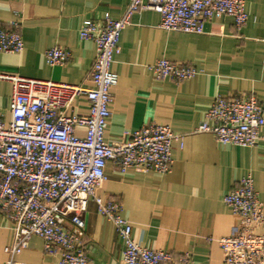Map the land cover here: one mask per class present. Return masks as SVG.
Wrapping results in <instances>:
<instances>
[{
	"label": "crops",
	"instance_id": "crops-1",
	"mask_svg": "<svg viewBox=\"0 0 264 264\" xmlns=\"http://www.w3.org/2000/svg\"><path fill=\"white\" fill-rule=\"evenodd\" d=\"M246 24L236 28L230 17L206 21L203 34L169 32L159 27L152 10L131 15L119 37L111 71L118 77L111 90L110 117L104 141H127L148 124L168 126L180 138L172 142V164L166 174L128 168L124 173L108 162L106 181L95 191L103 201L117 200L131 223V237L149 250L174 257L189 254L193 264H224L217 240L231 235L239 218L223 204L225 194L250 174L264 213V126L252 148L222 145L210 133L198 132L217 96L264 101V0H244ZM129 0H0V28L18 21L20 53H0V112L8 119L10 77L90 86L95 45L79 39L86 20L109 14L119 20ZM60 47L70 55L63 65L49 66L46 50ZM160 59L196 69L194 77L177 82L156 80L148 66ZM88 102L77 98L71 114L88 115ZM210 124V123H209ZM79 136L83 128L76 129ZM84 244L90 264H123V241L114 225L89 199L83 214ZM12 223L0 214V264L9 256ZM25 264H59L43 253L33 236L13 258Z\"/></svg>",
	"mask_w": 264,
	"mask_h": 264
},
{
	"label": "built area",
	"instance_id": "built-area-1",
	"mask_svg": "<svg viewBox=\"0 0 264 264\" xmlns=\"http://www.w3.org/2000/svg\"><path fill=\"white\" fill-rule=\"evenodd\" d=\"M159 14V27L169 32L203 34L206 21L230 17L236 28L247 22L244 0H129L123 17L86 20L79 39L94 43L96 55L89 72L90 86L10 77L12 84L8 119L0 112V214L12 223L13 241L4 248L6 264H25L13 258L35 236L43 253L57 255L59 264H90L83 241L84 208L92 199L100 215L108 219L123 241V264H193L189 254L174 257L149 250L131 237V223L122 216L117 200L103 201L95 191L106 181L105 166L111 162L121 173L139 168L166 174L172 164V142L178 138L168 126L148 124L127 141L107 143L104 133L110 117L111 90L118 77L111 71L119 52V37L135 12ZM23 41L18 21L0 28V53H20ZM67 51H45L49 66L63 65ZM156 80H188L193 67L160 59L148 66ZM84 97L88 115L71 114L74 101ZM210 123V124H209ZM264 126V101L217 96L198 132L210 133L222 145L252 148ZM83 128L79 136L76 129ZM223 204L239 218L231 235L217 240L224 264H264V213L250 174L225 194Z\"/></svg>",
	"mask_w": 264,
	"mask_h": 264
}]
</instances>
